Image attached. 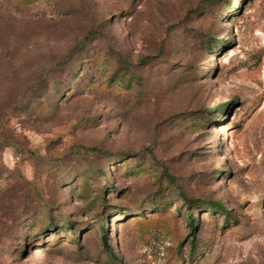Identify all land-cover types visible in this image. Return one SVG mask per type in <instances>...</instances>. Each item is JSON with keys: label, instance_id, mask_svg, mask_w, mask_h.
<instances>
[{"label": "rangeland", "instance_id": "1", "mask_svg": "<svg viewBox=\"0 0 264 264\" xmlns=\"http://www.w3.org/2000/svg\"><path fill=\"white\" fill-rule=\"evenodd\" d=\"M0 264H264V0H0Z\"/></svg>", "mask_w": 264, "mask_h": 264}, {"label": "trees", "instance_id": "2", "mask_svg": "<svg viewBox=\"0 0 264 264\" xmlns=\"http://www.w3.org/2000/svg\"><path fill=\"white\" fill-rule=\"evenodd\" d=\"M211 204V207H213L214 209H222L225 211V209L222 207V205L220 204V202H216V201H211L209 202ZM228 213V212H227ZM189 226H190V229L194 230L195 229V225H194V220H193V216L191 215V217H189ZM102 240H103V243L105 246H108V241H107V234H103V237H102Z\"/></svg>", "mask_w": 264, "mask_h": 264}]
</instances>
